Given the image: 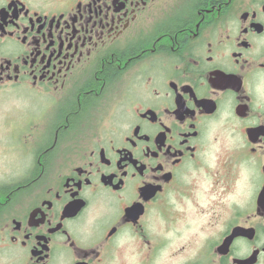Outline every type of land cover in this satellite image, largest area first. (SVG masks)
Masks as SVG:
<instances>
[{
    "label": "flooded vegetation",
    "instance_id": "flooded-vegetation-1",
    "mask_svg": "<svg viewBox=\"0 0 264 264\" xmlns=\"http://www.w3.org/2000/svg\"><path fill=\"white\" fill-rule=\"evenodd\" d=\"M0 172V264H264V0H0Z\"/></svg>",
    "mask_w": 264,
    "mask_h": 264
},
{
    "label": "rangeland",
    "instance_id": "rangeland-1",
    "mask_svg": "<svg viewBox=\"0 0 264 264\" xmlns=\"http://www.w3.org/2000/svg\"><path fill=\"white\" fill-rule=\"evenodd\" d=\"M7 165H8V167L12 168L13 165H14V163H13V161L10 159V160L7 162ZM7 177H8V175H7L6 173L0 172V178H1V179L7 178Z\"/></svg>",
    "mask_w": 264,
    "mask_h": 264
}]
</instances>
